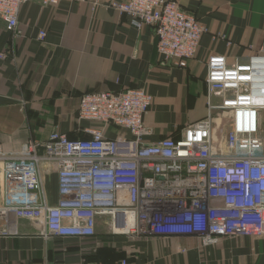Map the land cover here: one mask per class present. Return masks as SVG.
<instances>
[{"label": "built area", "instance_id": "built-area-1", "mask_svg": "<svg viewBox=\"0 0 264 264\" xmlns=\"http://www.w3.org/2000/svg\"><path fill=\"white\" fill-rule=\"evenodd\" d=\"M60 1L0 0V18L19 37L23 5ZM89 1L129 15L140 29L154 27L163 61L180 67L196 56L208 32L177 0ZM46 36L41 29L40 39ZM6 55L0 51V58ZM206 83L207 115L179 138L146 139L153 132L145 117L154 97L135 87L80 97L79 119L95 123L84 128L90 138L71 139L54 130L15 152L0 143V236L20 235L25 220L46 240L96 238L97 218L109 216L111 234L118 236L193 237L200 247L229 237H264V52L233 64L225 55H211ZM214 95L221 103H213ZM108 127L130 136L108 137ZM44 165L57 172L55 204L48 198ZM128 214L134 218L130 228Z\"/></svg>", "mask_w": 264, "mask_h": 264}, {"label": "crops", "instance_id": "crops-1", "mask_svg": "<svg viewBox=\"0 0 264 264\" xmlns=\"http://www.w3.org/2000/svg\"><path fill=\"white\" fill-rule=\"evenodd\" d=\"M177 1L208 29L186 67L163 61L154 27L140 29L129 15L89 0H62L47 7L38 2L23 5L19 16L23 35L19 37L0 18V51L7 54L0 58V143L4 149L18 151L30 138L42 141L54 130L71 139L90 138L84 128L95 123L79 119V102L84 93L93 91L142 87L152 94L145 117L153 131L146 137L149 141L179 138L187 125L204 118L209 57L225 55L233 64L264 52V0ZM43 28L47 36L40 39ZM212 101L219 104L221 97L214 95ZM119 133L130 136L115 127L106 131L112 138ZM44 166L49 170L48 198L55 204L59 199L57 172ZM0 192L1 204L2 188ZM105 234L104 241L110 240L93 252L98 249L97 261L107 264L123 259L129 264H264V237H229L200 247L193 237ZM99 239V235L69 237L68 264L96 262L85 260L91 253L85 254L79 245L94 246ZM54 244L23 220L20 235L0 236V264H67L57 256Z\"/></svg>", "mask_w": 264, "mask_h": 264}, {"label": "rangeland", "instance_id": "rangeland-1", "mask_svg": "<svg viewBox=\"0 0 264 264\" xmlns=\"http://www.w3.org/2000/svg\"><path fill=\"white\" fill-rule=\"evenodd\" d=\"M0 188H1V180H0ZM0 199H1V192H0ZM97 219H98V221L101 222V224L98 227V235H99V238L102 237V239H99V240L104 241L105 238L103 235H106L105 234L106 231L111 232V218L109 216H102V217H98ZM108 240H110V239H106V241H108ZM53 241L55 242L54 248L59 252L57 254V256L60 258L62 256V259L65 260L66 263L68 264V249H69L68 247L70 246L68 244V240L67 239H54ZM101 245H103V244H101ZM74 246L75 245H73L72 247H74ZM75 247H78V246H75ZM79 247L82 248V252L87 254V253H92L93 248L94 247L96 248L98 246L97 245H94V246L89 245V246L83 247L82 245H79Z\"/></svg>", "mask_w": 264, "mask_h": 264}, {"label": "trees", "instance_id": "trees-1", "mask_svg": "<svg viewBox=\"0 0 264 264\" xmlns=\"http://www.w3.org/2000/svg\"><path fill=\"white\" fill-rule=\"evenodd\" d=\"M98 251L99 250L97 249L95 252L91 253L90 255L84 256L85 260H87V258H90V260H96V262H93V264L100 263V262L97 261V258H99V252ZM94 258H96V259H94ZM113 263H117V262H113Z\"/></svg>", "mask_w": 264, "mask_h": 264}, {"label": "bare ground", "instance_id": "bare-ground-1", "mask_svg": "<svg viewBox=\"0 0 264 264\" xmlns=\"http://www.w3.org/2000/svg\"><path fill=\"white\" fill-rule=\"evenodd\" d=\"M134 223V218H133V215L132 214H128V227L127 228H130Z\"/></svg>", "mask_w": 264, "mask_h": 264}]
</instances>
